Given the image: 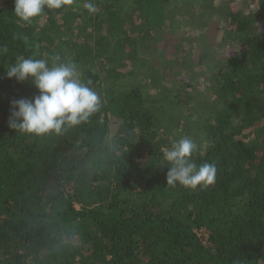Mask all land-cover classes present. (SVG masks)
Segmentation results:
<instances>
[{
	"label": "trees",
	"instance_id": "1",
	"mask_svg": "<svg viewBox=\"0 0 264 264\" xmlns=\"http://www.w3.org/2000/svg\"><path fill=\"white\" fill-rule=\"evenodd\" d=\"M85 2L24 22L0 0V264H264V0ZM197 4L222 34H195ZM169 28L195 38L179 62ZM56 54L100 109L59 136L12 129V101L39 93L6 69ZM184 136L213 185L167 186L163 151Z\"/></svg>",
	"mask_w": 264,
	"mask_h": 264
},
{
	"label": "clouds",
	"instance_id": "2",
	"mask_svg": "<svg viewBox=\"0 0 264 264\" xmlns=\"http://www.w3.org/2000/svg\"><path fill=\"white\" fill-rule=\"evenodd\" d=\"M73 0H15V15L24 22H31L45 13V9H61ZM84 8L96 13L92 0H86ZM6 51V49H0ZM6 76L18 82H31L38 90L32 99L12 101L9 126L18 132L36 136L62 135L68 129L89 121L100 109V95L83 82L78 66L73 61H62L56 54L45 59L19 57L6 69ZM198 144L184 136L167 150L163 159L167 162V186L177 184L185 188L208 187L215 183L217 168L214 163L197 165L192 160ZM163 167V166H161Z\"/></svg>",
	"mask_w": 264,
	"mask_h": 264
},
{
	"label": "rangeland",
	"instance_id": "3",
	"mask_svg": "<svg viewBox=\"0 0 264 264\" xmlns=\"http://www.w3.org/2000/svg\"><path fill=\"white\" fill-rule=\"evenodd\" d=\"M2 1H4V2H15V0H2ZM227 1L228 0H213L214 8L219 9V7H221V6L224 7V5L227 4L226 3ZM247 1L250 5H253V4H255L256 0H247ZM201 4H197L194 8V12L196 14V16H195L196 25L194 26L195 34L200 30L203 31L204 35H206L209 31H215L217 34H222V25L219 23L221 21V19H219V17L215 16L216 11H213V12L211 11L209 13L204 9V6ZM124 7H125L126 11L123 9L122 14H125L128 10H130L131 2L130 1L126 2ZM49 14H50V12H49ZM220 18H222V16ZM166 32L168 33V35L166 34V36L168 37L167 39L172 37L171 39L174 40V42H176L179 46L180 45L182 46V47H179L177 49V52L179 54H178L177 58L174 59L175 62H179L180 59L185 58L187 56V53L185 52V50L187 49L189 51L190 49L193 48V45L191 44V42H193L195 38L192 35H188V36L186 35L185 37L181 38L182 39V42H181L178 40L180 38L177 36V33L175 35L171 34L170 28ZM217 44H221V42L217 41ZM199 48H200V46H198L197 49H199ZM221 52L226 53L227 50L222 49ZM139 53L141 54V56L144 59H151L152 54H153V49L152 48L146 49V47H141L139 49ZM125 64L126 65L124 67H122V69H121L122 72H124L128 76L125 80V84L126 85L130 84V86H136L137 83L139 82V78L136 75H131V72L134 70L135 66L132 65L131 60H127ZM114 65L118 66L119 62H116ZM112 67H113V65H112ZM201 87L202 88H200V90H199V93H200L199 95L204 96L205 95L204 87L203 86H201ZM154 92L155 91H152L151 93H154ZM178 138H179V136H178Z\"/></svg>",
	"mask_w": 264,
	"mask_h": 264
}]
</instances>
